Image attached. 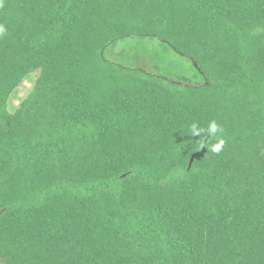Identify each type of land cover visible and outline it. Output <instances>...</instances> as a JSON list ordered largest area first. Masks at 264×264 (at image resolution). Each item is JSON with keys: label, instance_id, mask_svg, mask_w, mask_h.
Returning a JSON list of instances; mask_svg holds the SVG:
<instances>
[{"label": "trees", "instance_id": "obj_1", "mask_svg": "<svg viewBox=\"0 0 264 264\" xmlns=\"http://www.w3.org/2000/svg\"><path fill=\"white\" fill-rule=\"evenodd\" d=\"M0 28L4 264H264V0H0Z\"/></svg>", "mask_w": 264, "mask_h": 264}, {"label": "rangeland", "instance_id": "obj_2", "mask_svg": "<svg viewBox=\"0 0 264 264\" xmlns=\"http://www.w3.org/2000/svg\"><path fill=\"white\" fill-rule=\"evenodd\" d=\"M177 61H180L182 64V60L180 58H176ZM143 71L145 69L143 68ZM38 76V72L33 73L28 79L22 82V84L17 88L16 92L10 97L9 103L10 107L8 109L9 112H13L15 108L19 106V103L21 102L22 99H24L27 94L30 92L31 88L34 85V82ZM178 82V81H176ZM175 82V83H176ZM179 83V82H178ZM183 85L185 83L181 82ZM0 264H4L3 260L0 258Z\"/></svg>", "mask_w": 264, "mask_h": 264}, {"label": "clouds", "instance_id": "obj_3", "mask_svg": "<svg viewBox=\"0 0 264 264\" xmlns=\"http://www.w3.org/2000/svg\"><path fill=\"white\" fill-rule=\"evenodd\" d=\"M3 31V29L2 28H0V32H2ZM213 127H215L214 125H213ZM222 146V142H221V145H218L214 150L215 151H219V148Z\"/></svg>", "mask_w": 264, "mask_h": 264}, {"label": "water", "instance_id": "obj_4", "mask_svg": "<svg viewBox=\"0 0 264 264\" xmlns=\"http://www.w3.org/2000/svg\"><path fill=\"white\" fill-rule=\"evenodd\" d=\"M194 157H195V155H192L190 160H189V165H188L189 168H190V166H191V164H192V162L194 160Z\"/></svg>", "mask_w": 264, "mask_h": 264}]
</instances>
